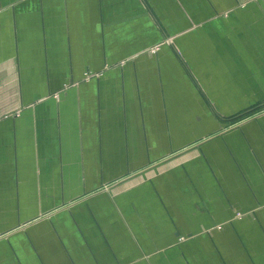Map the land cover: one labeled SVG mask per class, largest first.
Returning a JSON list of instances; mask_svg holds the SVG:
<instances>
[{
	"label": "crops",
	"instance_id": "obj_1",
	"mask_svg": "<svg viewBox=\"0 0 264 264\" xmlns=\"http://www.w3.org/2000/svg\"><path fill=\"white\" fill-rule=\"evenodd\" d=\"M0 264H264V0H0Z\"/></svg>",
	"mask_w": 264,
	"mask_h": 264
},
{
	"label": "trees",
	"instance_id": "obj_2",
	"mask_svg": "<svg viewBox=\"0 0 264 264\" xmlns=\"http://www.w3.org/2000/svg\"><path fill=\"white\" fill-rule=\"evenodd\" d=\"M261 108V106H259V107H256L254 110H252L251 112H248V113H244V114H242V115H240V116H238V117H236V118H234L233 120H238V119H240L241 117H243V116H247V115H250V114H252V113H254L255 112V110L256 111H258L259 109Z\"/></svg>",
	"mask_w": 264,
	"mask_h": 264
},
{
	"label": "built area",
	"instance_id": "obj_3",
	"mask_svg": "<svg viewBox=\"0 0 264 264\" xmlns=\"http://www.w3.org/2000/svg\"><path fill=\"white\" fill-rule=\"evenodd\" d=\"M156 50H157V48H153L150 52H151V53H154V52H156ZM55 96L58 97V94H55ZM17 115H18V114H17ZM237 216H238V217H241V214H238ZM219 228H220V227H219Z\"/></svg>",
	"mask_w": 264,
	"mask_h": 264
}]
</instances>
